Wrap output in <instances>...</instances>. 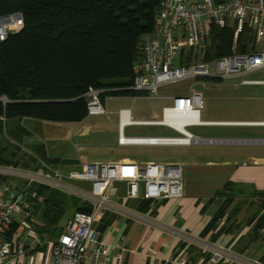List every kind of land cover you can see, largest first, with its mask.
Here are the masks:
<instances>
[{
    "label": "built area",
    "instance_id": "built-area-1",
    "mask_svg": "<svg viewBox=\"0 0 264 264\" xmlns=\"http://www.w3.org/2000/svg\"><path fill=\"white\" fill-rule=\"evenodd\" d=\"M23 23L21 12L0 15V42L9 34L18 32ZM211 25L233 27L231 55L206 58ZM246 31L254 41L244 52H239L238 37ZM138 53L129 86L111 89L88 87L84 94L88 115H108L102 94L113 99L114 92H140L147 97L167 99L168 103L161 108L159 117L151 119H133L130 108H119L116 112L119 144L223 142L221 138L200 137L187 129L219 123L201 118L204 97L200 91L189 87L182 93L162 94L161 88L187 77L244 78L248 73L264 72V0H161L154 17V32L140 42ZM209 63L211 68H208ZM242 83L264 85V79H243ZM0 100L3 103L8 101L5 96ZM132 125L164 126L179 135L125 136L124 128ZM0 176L8 177L0 182V264H123V254L118 252L112 256L96 229L104 214L112 212L154 224L152 216L156 203L179 198L183 192L182 165L179 163L147 162L128 177L118 162H85L79 169L67 171L51 166L30 170L0 164ZM19 179L76 196L90 204L91 210L74 212L57 238H42L34 229L37 221L24 189L16 188ZM75 182L90 183V189L79 187ZM117 182L126 183L121 195L116 194ZM131 201L136 202V207L129 205ZM142 201L149 202L146 211L138 208ZM21 229L35 241L31 247L35 249L33 253L26 249L27 242L22 240ZM178 238L183 244L197 246L211 254L207 263L264 264L260 259L239 254L201 236L179 232ZM180 263L186 264V261L180 260ZM197 264H204V261Z\"/></svg>",
    "mask_w": 264,
    "mask_h": 264
},
{
    "label": "trees",
    "instance_id": "trees-1",
    "mask_svg": "<svg viewBox=\"0 0 264 264\" xmlns=\"http://www.w3.org/2000/svg\"><path fill=\"white\" fill-rule=\"evenodd\" d=\"M160 2L0 0V15L21 12L24 20L18 32L9 34L0 42V97L5 96L8 100L6 103L0 100V134H3L7 122L26 117L58 123L82 121L88 116L84 96L88 87L129 86L133 80V62L139 54L138 46L146 36L153 34L154 17ZM248 34L247 31L240 34L238 41ZM210 37L212 49L207 51L206 58L232 54L233 27L211 25ZM245 50L244 45L238 49L239 52ZM113 94L144 95L134 91ZM16 131L24 134L25 130L18 127ZM8 132L13 138L21 136L11 130ZM31 152L19 156L16 151H7L5 147L0 149V164L37 170L41 168V161L48 165L59 161L48 158L41 144L33 145ZM70 162L65 160L64 163ZM7 178L0 176V182ZM17 182L16 188L24 189L34 216L40 221L34 229L42 238H49L50 232L60 230L54 238L59 236L62 229L58 224L68 203L77 205L74 212L91 210L90 204L76 196L38 183L27 184L21 179ZM232 200L224 198L201 237L204 238L203 235L224 217ZM148 206V201H142L138 208L146 211ZM259 206L264 208V203ZM261 229H264V212L251 225L247 235L256 237ZM28 251L33 253L35 249ZM260 260L264 262V256Z\"/></svg>",
    "mask_w": 264,
    "mask_h": 264
},
{
    "label": "crops",
    "instance_id": "crops-1",
    "mask_svg": "<svg viewBox=\"0 0 264 264\" xmlns=\"http://www.w3.org/2000/svg\"><path fill=\"white\" fill-rule=\"evenodd\" d=\"M234 78H239L238 82L233 83L236 88L264 86L242 83L243 79L253 80L254 78L230 77L223 79ZM223 79L219 78L218 81L221 80L222 82ZM116 96L118 95H114L113 99ZM240 98L251 101L247 109L242 107V110H240L241 114L246 113L245 115L236 119H214L211 121L219 123L208 126L264 127V124H262L264 123V108H259V105L264 106V95L252 94L251 90L245 89ZM105 100L108 99L103 97V102ZM157 116L159 115L155 117ZM220 121H223V123L221 124ZM221 139L224 141L216 144H243V154L214 157L212 155L200 156L199 154L144 153L137 156L123 154L107 160V162L121 163L122 172L127 177L147 162L179 163L182 165L183 176L182 196L157 202L152 216L155 221L154 224H146L140 220L129 219L112 212H107L103 216L97 223L96 229L100 232V239L109 248L112 256L121 252L123 254V264H181L180 260H185L186 264H197L202 260L204 264H239L222 261L207 263L211 254L197 246L183 244L178 238L179 232L194 237L202 235V231L224 201L222 192L226 187L245 188L257 194H264V152L258 149L259 146L264 145V138ZM117 144L126 146L119 144L118 141ZM128 145L149 147L189 146ZM83 163L85 161L80 162L78 166L80 167ZM125 188V182H117L116 194H123ZM248 202L252 201L249 200ZM236 203L238 202L233 199L231 204L227 205L224 217L203 236L206 240L226 246L239 254L261 259L264 256V229H261L256 237L248 236L247 233L257 217L264 212V208L258 205L256 211L251 216L246 217L243 214V209L239 208L240 204ZM129 205L136 207L137 204L131 201ZM244 211L246 212V210Z\"/></svg>",
    "mask_w": 264,
    "mask_h": 264
},
{
    "label": "rangeland",
    "instance_id": "rangeland-1",
    "mask_svg": "<svg viewBox=\"0 0 264 264\" xmlns=\"http://www.w3.org/2000/svg\"><path fill=\"white\" fill-rule=\"evenodd\" d=\"M254 41L252 35L248 34L242 38L241 42H237L238 49L240 46L249 47ZM212 49L211 37L208 42L207 51ZM210 59V57H208ZM212 64H208L211 68ZM246 78L264 79V72L246 74ZM219 78H193L187 77L176 83L161 88V93H182L189 87H193L200 91L204 97V108L201 112L203 120H214L220 118L236 119L245 114H241L242 107L247 109L250 104L245 98L241 99L245 89L251 90L252 94L264 95V86H243L236 88L233 83L238 82L237 79ZM221 82V83H220ZM257 102V101H254ZM253 102V103H254ZM168 103L164 98H151L143 95H118L114 99L105 100L104 108L108 115H88L81 122H52L35 118H22L21 120H13L5 124L3 134H0V149L7 148V151L13 150L17 155L22 153H30L31 147L35 144L43 145L48 158H59L56 164L48 165L41 161V168L47 166L59 168L62 170L79 169V163L89 162H107L109 158L118 155H142L144 153H168L169 155H188L199 154L200 156L221 157L231 154L243 153V144L225 143V144H195L189 146H142V145H126L119 146L117 144V110L119 108H130L133 119H151L156 115L160 116L161 108ZM261 104V103H259ZM258 104V105H259ZM259 108H264L260 106ZM158 116V117H159ZM18 127L24 128V134L19 133ZM190 132L200 137L214 138H264V127H241V126H190L187 128ZM8 130H11L21 136L13 138ZM125 136H177L167 127L158 125H139L126 126L123 130ZM12 138V139H11ZM9 141H12L11 145ZM16 146V148H15ZM19 147V150H16ZM259 151L264 152V145L258 147ZM19 159V158H18ZM21 159V158H20ZM70 160V163H64ZM79 160V163H78ZM79 167V168H78ZM184 174V173H183ZM79 187L90 189V183L75 182ZM230 197L240 204L243 214L251 216L256 211L257 206L264 203V196L245 188H227L224 192V198ZM248 198V199H247ZM252 202H248V201ZM77 206V205H76ZM76 206L68 203L64 216L61 218L58 226L63 229L67 219L74 213ZM247 208V209H246ZM246 210V212L244 211ZM241 211V216H242ZM41 214V213H40ZM39 214V215H40ZM41 220V217L39 216ZM245 219V218H244ZM37 223L40 221L36 219ZM54 228V227H53ZM60 231V230H59ZM59 231L50 232L49 239H55ZM20 234L22 240L29 244L30 249L35 243L33 238L27 236L28 232L21 229ZM254 234V233H252ZM47 238V237H46ZM36 259L37 253L34 254ZM27 262V261H26ZM36 262V260H34ZM35 264V263H34Z\"/></svg>",
    "mask_w": 264,
    "mask_h": 264
},
{
    "label": "bare ground",
    "instance_id": "bare-ground-1",
    "mask_svg": "<svg viewBox=\"0 0 264 264\" xmlns=\"http://www.w3.org/2000/svg\"><path fill=\"white\" fill-rule=\"evenodd\" d=\"M221 122V121H220ZM223 122V121H222ZM231 123V122H230ZM253 123V122H252ZM222 124V123H221ZM245 124V123H244ZM262 124H264V123H262ZM230 125V124H229ZM128 140H134V138L133 137H126Z\"/></svg>",
    "mask_w": 264,
    "mask_h": 264
}]
</instances>
